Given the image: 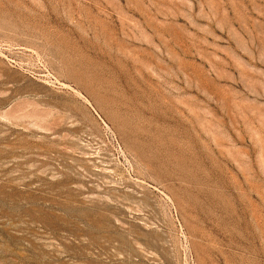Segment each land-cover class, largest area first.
<instances>
[{
  "label": "rangeland",
  "instance_id": "obj_1",
  "mask_svg": "<svg viewBox=\"0 0 264 264\" xmlns=\"http://www.w3.org/2000/svg\"><path fill=\"white\" fill-rule=\"evenodd\" d=\"M0 264H264V0H0Z\"/></svg>",
  "mask_w": 264,
  "mask_h": 264
}]
</instances>
